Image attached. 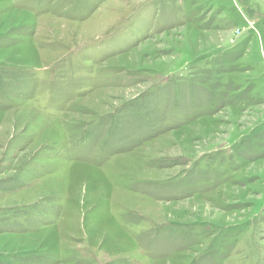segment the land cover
Here are the masks:
<instances>
[{
	"label": "rangeland",
	"instance_id": "1",
	"mask_svg": "<svg viewBox=\"0 0 264 264\" xmlns=\"http://www.w3.org/2000/svg\"><path fill=\"white\" fill-rule=\"evenodd\" d=\"M0 264H264V0H0Z\"/></svg>",
	"mask_w": 264,
	"mask_h": 264
}]
</instances>
